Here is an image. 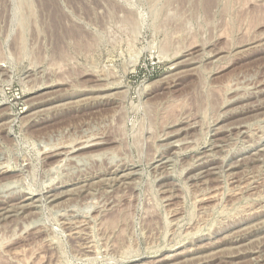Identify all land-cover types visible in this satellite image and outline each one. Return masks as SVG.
I'll return each mask as SVG.
<instances>
[{"label":"rangeland","instance_id":"374dc122","mask_svg":"<svg viewBox=\"0 0 264 264\" xmlns=\"http://www.w3.org/2000/svg\"><path fill=\"white\" fill-rule=\"evenodd\" d=\"M0 169V264H264V0H0Z\"/></svg>","mask_w":264,"mask_h":264},{"label":"bare ground","instance_id":"6f19581e","mask_svg":"<svg viewBox=\"0 0 264 264\" xmlns=\"http://www.w3.org/2000/svg\"><path fill=\"white\" fill-rule=\"evenodd\" d=\"M259 47V46H258ZM185 64V63H184ZM177 66V65H176ZM105 82V81H104ZM122 95V94H121ZM232 101V100H231ZM258 102V101H257ZM236 110V109H235ZM2 115V114H1ZM3 118V117H2ZM235 128H237V127H235ZM184 130V129H183ZM217 132V131H216ZM250 136V135H249ZM251 140H252V138H251ZM98 144V143H97ZM178 144V143H177ZM252 144V143H251ZM81 146V145H80ZM93 146V145H92ZM169 146V145H168ZM215 146V145H214ZM160 147V146H159ZM77 148V147H76ZM88 148V147H87ZM164 148V147H163ZM82 149H84V147L83 148H80V150H82ZM55 150V149H54ZM57 150V149H56ZM48 152H50V151H48ZM62 153H63V151H62ZM70 153V152H69ZM99 153V152H98ZM43 154V153H42ZM60 155H62V154H54V155H52V157H56L55 159H57V157L58 156H60ZM214 155V154H213ZM45 157V156H44ZM62 157V156H61ZM99 157V156H98ZM51 158V157H50ZM92 158V157H91ZM63 159V158H62ZM59 160V159H58ZM57 160V161H58ZM52 162V161H51ZM59 162V161H58ZM68 162V161H67ZM60 163V162H59ZM50 164V163H49ZM206 165H208V163H203V164H201L199 167L201 168V172L202 173H206V172H204L203 170H207V166ZM202 166H204V167H202ZM52 168V167H51ZM166 168V167H165ZM211 169V168H210ZM209 170V169H208ZM8 171L6 170V171H3L2 169H0V174H5V173H7ZM1 178V177H0ZM190 178V177H189ZM6 179V178H5ZM16 180V179H15ZM50 196V195H49ZM56 197L58 196V195H55ZM54 196V198H56ZM48 197V196H47ZM51 197V196H50ZM49 198V197H48ZM53 198V197H52ZM58 198V197H57ZM205 198V197H204ZM51 199V198H50ZM206 199V198H205ZM211 199V198H210ZM31 198L30 197H26V195H23V198H22V200H21V203L18 205V208L16 207L15 208V206L14 207H10L9 205V209H4V210H2L3 211V213L1 214L2 216L1 217H6V216H8V215H10L11 216V214H13L15 211H16V209H18V210H26V209H30L31 207H32V205H31ZM54 200V199H53ZM207 200V199H206ZM87 201V200H86ZM13 206V205H12ZM8 208V207H7ZM51 208V207H50ZM65 208V207H64ZM70 214V213H69ZM9 217V216H8ZM7 218V217H6ZM2 219V218H1ZM4 219V218H3ZM65 219V218H64ZM77 220V219H76ZM1 221V220H0ZM262 222V221H261ZM30 225V224H29ZM33 225V224H32ZM242 230V229H241ZM77 232V231H76ZM75 233V232H74ZM38 234V233H37ZM40 235V234H39ZM75 235V234H74ZM38 236V235H37ZM188 250V249H187Z\"/></svg>","mask_w":264,"mask_h":264}]
</instances>
